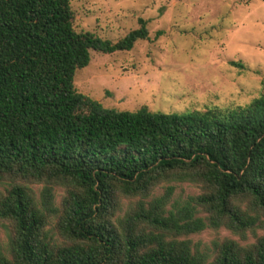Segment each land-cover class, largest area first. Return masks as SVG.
I'll use <instances>...</instances> for the list:
<instances>
[{
	"label": "trees",
	"instance_id": "1",
	"mask_svg": "<svg viewBox=\"0 0 264 264\" xmlns=\"http://www.w3.org/2000/svg\"><path fill=\"white\" fill-rule=\"evenodd\" d=\"M137 22L111 41L76 31L70 0H0V264H264V234L207 249L188 237L264 227V93L176 114L77 91L90 49L148 37Z\"/></svg>",
	"mask_w": 264,
	"mask_h": 264
},
{
	"label": "rangeland",
	"instance_id": "2",
	"mask_svg": "<svg viewBox=\"0 0 264 264\" xmlns=\"http://www.w3.org/2000/svg\"><path fill=\"white\" fill-rule=\"evenodd\" d=\"M70 7L76 31L111 41L146 20V39L128 50L90 49L88 64L76 70L77 91L103 106L186 114L233 110L264 93V0H70ZM33 187L38 194L40 185ZM55 189L58 202L62 189ZM198 192L176 187L181 196ZM5 226L0 221V249L8 254ZM262 234L264 227L243 239L220 227L188 237L207 249L214 240L248 244Z\"/></svg>",
	"mask_w": 264,
	"mask_h": 264
}]
</instances>
